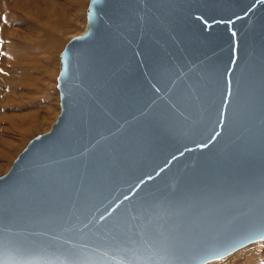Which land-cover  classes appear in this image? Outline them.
Here are the masks:
<instances>
[{"label": "water", "instance_id": "water-1", "mask_svg": "<svg viewBox=\"0 0 264 264\" xmlns=\"http://www.w3.org/2000/svg\"><path fill=\"white\" fill-rule=\"evenodd\" d=\"M56 88L0 176V264H204L264 239V0H90Z\"/></svg>", "mask_w": 264, "mask_h": 264}, {"label": "bare ground", "instance_id": "bare-ground-1", "mask_svg": "<svg viewBox=\"0 0 264 264\" xmlns=\"http://www.w3.org/2000/svg\"><path fill=\"white\" fill-rule=\"evenodd\" d=\"M1 2L4 1L1 0ZM49 5L50 8L57 12L60 15V18L67 23L70 29L71 24L81 13L80 9H82V6H80L76 0H50ZM9 27L12 28L13 26L10 25ZM19 27L20 31L14 30L10 32L9 35H7L8 30L2 28L4 34L7 35L6 40L8 41V44L0 37V141L4 144L0 148V170L3 167L2 160L5 162L9 161L8 165H10L11 156L9 155V152L12 149L16 148L17 145L26 142L28 136L34 131L39 132L43 130L45 133H48L60 114V105L59 114L54 111V113H50L52 109L50 96L52 93H45V97L42 95L43 87L47 84H49L54 89V92H56V79L59 73V63L57 64L56 60L57 51L56 49L54 50L48 47H31V40L28 37V28L26 24H19ZM84 30L85 27L78 35H81ZM67 34L73 35L71 32H68ZM78 35L72 36L71 38ZM9 47L11 49L17 47L12 55L9 54ZM33 87L34 90L32 89ZM24 104L39 111L44 110L43 116H35L32 119H27L29 117L30 109L24 107ZM9 107L12 108V110L8 111ZM9 113L15 115L16 132L13 137H10L11 140L6 142V123ZM51 117H53V119H50ZM28 125L31 126L25 129ZM258 242L259 241H256V243ZM253 243L246 244L230 254L210 260L204 264H216L219 261L215 260L232 257L243 251V248L252 245Z\"/></svg>", "mask_w": 264, "mask_h": 264}, {"label": "rangeland", "instance_id": "rangeland-1", "mask_svg": "<svg viewBox=\"0 0 264 264\" xmlns=\"http://www.w3.org/2000/svg\"><path fill=\"white\" fill-rule=\"evenodd\" d=\"M0 0V13L4 14L2 18V22L0 23V37L4 39V41L8 44L6 40V36L10 34V32L14 30H19V24H26L28 37L31 40V47H48L51 49H56V60L57 64L58 56L62 52L64 46L71 39L72 36L80 34L84 27L86 21V9L88 6L89 0H76V2L82 6L81 13L76 17L75 21L71 24V29L67 25V23L60 18V15L53 11L50 8V0ZM12 15L17 19L14 23H6V16ZM12 25L13 27H9ZM2 28L8 30V34L5 35ZM68 32L73 33V35L67 34ZM18 47V46H17ZM17 47L11 49L9 47V54L12 55L14 50ZM59 50V51H58ZM59 67V66H58ZM34 90V87L32 88ZM51 92V112H57L59 114V94L56 89H54L49 85H45L42 90V95L45 97V93ZM24 107L29 108V117L27 119H32L35 116H43L44 110L39 111L31 108L29 105L24 104ZM12 110V108H8V111ZM53 112V113H54ZM57 118V117H56ZM50 119H53L51 117ZM26 120V119H24ZM55 120V119H54ZM31 124V123H28ZM7 131L5 133L6 142H9L10 137L15 135V115L9 113V117L7 120ZM31 125L25 127V129L29 128ZM38 130V129H37ZM45 131L41 130L39 132H32L26 140V142L17 145L16 148L12 149L9 152L11 156L10 165H8L9 161H3V167L0 170V176L5 174L11 167L13 160L16 156L23 150V148L27 145V143L35 136L44 134ZM4 144L0 141V148ZM16 149V150H15ZM15 150V152H14ZM7 170V171H6ZM236 255L223 258L216 264H264V239L259 241L258 243H253L249 245ZM241 250V249H240ZM239 251V250H238ZM232 255V254H231Z\"/></svg>", "mask_w": 264, "mask_h": 264}, {"label": "flooded vegetation", "instance_id": "flooded-vegetation-1", "mask_svg": "<svg viewBox=\"0 0 264 264\" xmlns=\"http://www.w3.org/2000/svg\"><path fill=\"white\" fill-rule=\"evenodd\" d=\"M5 21H6V23L8 24V23H14V22H16L17 19L14 18L12 15H7Z\"/></svg>", "mask_w": 264, "mask_h": 264}, {"label": "crops", "instance_id": "crops-1", "mask_svg": "<svg viewBox=\"0 0 264 264\" xmlns=\"http://www.w3.org/2000/svg\"><path fill=\"white\" fill-rule=\"evenodd\" d=\"M4 14L1 12L0 13V23L2 22V18H3Z\"/></svg>", "mask_w": 264, "mask_h": 264}]
</instances>
